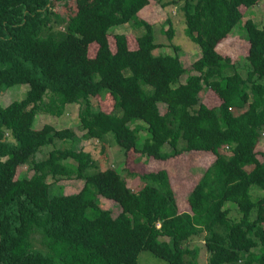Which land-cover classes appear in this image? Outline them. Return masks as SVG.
I'll list each match as a JSON object with an SVG mask.
<instances>
[{
  "label": "trees",
  "instance_id": "1",
  "mask_svg": "<svg viewBox=\"0 0 264 264\" xmlns=\"http://www.w3.org/2000/svg\"><path fill=\"white\" fill-rule=\"evenodd\" d=\"M91 1L61 27L54 0H0V91L29 84L25 98L0 104V264H140L142 251L167 264H204L200 248L190 244L195 236H203L205 264H264V194L257 199L252 192L264 193V150L257 149L264 137V26L245 23L246 74L218 51L243 9L260 0L171 1L202 51L189 67H181L172 16L164 47L173 52H155L161 46L154 24L142 17L136 47L127 33L110 34L133 23L151 0ZM90 41L101 46L93 62L77 56ZM178 67L170 82L160 79ZM206 88L220 97L218 106L203 101ZM107 95L113 109H97L93 98ZM72 103L80 105V137L102 142L103 149L113 132L129 156L138 146L131 125L141 120L136 127L149 133L143 155L167 160L212 152L214 161L200 168L189 193L191 211L180 210L167 168L137 173L124 167L141 180L133 187L115 167L99 169L90 150L77 148L73 128L33 131L39 113L61 116ZM50 144L48 156L37 159ZM27 164L33 174L19 176ZM64 178L85 184L72 194H52L51 186ZM100 195L117 201L121 212L114 216L98 202Z\"/></svg>",
  "mask_w": 264,
  "mask_h": 264
},
{
  "label": "rangeland",
  "instance_id": "2",
  "mask_svg": "<svg viewBox=\"0 0 264 264\" xmlns=\"http://www.w3.org/2000/svg\"><path fill=\"white\" fill-rule=\"evenodd\" d=\"M173 0H151L150 4L143 8L139 13V16L133 23L115 26L111 29V33H127L132 41V46H137V34H139L141 17L154 24L156 42L161 46L155 52L168 53L173 52L172 48L165 46L169 43L168 35L165 33V29L168 24L165 25V21L168 16H172L174 21V27L176 29L174 42L180 45V57L181 67H189L196 59L202 55L200 46L193 42V40L186 34V22L183 12L180 9V5H173L170 2ZM91 0H54V12L57 25L62 27L69 18L82 6L91 5ZM164 3H168L164 5ZM244 17L234 28L233 32L218 46V51L231 59L233 63H236L237 69L246 74L247 72V54L249 52V39L247 38L246 21L253 19L258 25L264 26V0H260L258 4L252 7H245L243 9ZM239 40V41H238ZM100 44L96 41H90L82 46L78 51L77 56L79 58H87L91 62L99 58ZM173 73L179 74L180 67L166 74H160V79L163 82H170ZM187 74H184L181 78L185 81ZM29 84H16L9 87L6 91H0V104L6 106L14 100H20L25 98ZM203 101L210 107L218 106L221 103L220 97L213 89L206 88L202 91ZM93 105L98 109H104L110 111L113 109L114 101L111 95L104 97H96L92 100ZM79 107L77 103L68 104L65 112L61 116H55L49 113H39L36 116V120L33 125V131L37 134H43L48 131H54L56 129L73 128L76 131L78 137L83 134V130L80 124ZM247 108H233L235 114L241 113ZM162 112H164V106H161ZM136 123H142L141 120ZM136 123L132 124V132L130 137L133 141L138 140V146L131 149L129 156L123 147H121L115 139L113 132L106 134V145L103 149V143L96 139H82L79 138V142L75 144L77 148L85 147L90 150L97 162L99 169H106L110 166L115 167L121 174H123L128 184L133 187L141 186V180L138 176L131 177L128 171L144 173L148 171H158L163 168H167L171 175L172 186L175 189L177 200L181 211H191L188 196L193 186L198 182L201 177L200 168L209 166L215 159L212 152H205L199 150H192L184 152L176 157L167 160H160L148 154L143 155L141 152L142 145L145 141V137H149V133L145 129L139 130L136 127ZM82 139V140H81ZM66 146L65 141H57V146ZM185 141L180 140V146H183ZM52 144L43 146L36 154L37 159H44L48 156L49 150L52 148ZM168 144L163 146V150H169ZM259 150H264V137L263 141L259 144ZM94 169H90L89 172L93 173ZM31 176L33 171L29 169L28 164L19 167L18 175ZM53 183L51 177L48 179ZM51 186L52 194H72L80 191L84 184L85 179H68L64 178ZM255 198L259 199L263 196V191L254 187L252 189ZM98 202L105 208L111 209L113 215L117 216L121 210V205L110 198L100 195ZM227 207H231V215L238 218L240 213L236 210V206L232 203H228ZM191 246H198L200 248V261L206 263V251L203 236H195L191 240ZM140 264H167V262L150 251H142L139 256Z\"/></svg>",
  "mask_w": 264,
  "mask_h": 264
},
{
  "label": "crops",
  "instance_id": "3",
  "mask_svg": "<svg viewBox=\"0 0 264 264\" xmlns=\"http://www.w3.org/2000/svg\"><path fill=\"white\" fill-rule=\"evenodd\" d=\"M225 39H226V38H225ZM225 39H224V40H225ZM224 40H223V41H224ZM223 41H222V42H223ZM238 41H239V40H238ZM222 42H221V43H222ZM221 43H220V44H221Z\"/></svg>",
  "mask_w": 264,
  "mask_h": 264
}]
</instances>
